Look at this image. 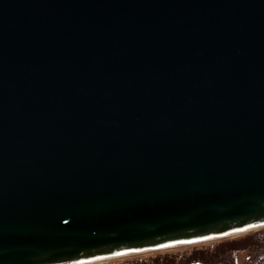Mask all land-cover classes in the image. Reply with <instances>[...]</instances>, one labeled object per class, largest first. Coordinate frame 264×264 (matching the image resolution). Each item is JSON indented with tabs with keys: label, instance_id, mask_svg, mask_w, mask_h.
<instances>
[{
	"label": "water",
	"instance_id": "95a60500",
	"mask_svg": "<svg viewBox=\"0 0 264 264\" xmlns=\"http://www.w3.org/2000/svg\"><path fill=\"white\" fill-rule=\"evenodd\" d=\"M259 226L264 0H0V264Z\"/></svg>",
	"mask_w": 264,
	"mask_h": 264
},
{
	"label": "rangeland",
	"instance_id": "374dc122",
	"mask_svg": "<svg viewBox=\"0 0 264 264\" xmlns=\"http://www.w3.org/2000/svg\"><path fill=\"white\" fill-rule=\"evenodd\" d=\"M263 229L264 226H261L254 228L251 231L230 235L223 238L206 240L200 243L183 244V245H178L156 251L121 255L116 258H108V259L103 258L102 260H95L94 262H89L86 264H137V263L157 264V263H163L164 261L165 263L168 264H187L191 260H193L191 259L192 256L197 257L199 256L200 252H209V255L214 250L219 252L221 249H223V246L220 245L232 239H235L236 241L235 248L239 249L230 252V256L232 257L234 264H256L258 256L256 253V249L252 245L253 243L247 248L245 247L244 249H242L246 242L245 241L243 243L242 240H244L243 239L244 237L246 236L249 237L250 235H252V233ZM241 246L243 247L241 248ZM231 247H234V244Z\"/></svg>",
	"mask_w": 264,
	"mask_h": 264
},
{
	"label": "trees",
	"instance_id": "16d2710c",
	"mask_svg": "<svg viewBox=\"0 0 264 264\" xmlns=\"http://www.w3.org/2000/svg\"><path fill=\"white\" fill-rule=\"evenodd\" d=\"M247 237L248 236L243 238L244 240H242V242L243 243L245 241L246 242L244 244V247L241 246V248L242 247H243L242 249H244L245 247L247 248L253 243L252 245L256 249V253L258 256L256 264H264V229L254 232L248 238ZM233 244H234V247H231ZM235 244H236L235 239L226 241L220 245V246H223V249H221L219 252L214 250L210 255H209V252H200L199 256L197 257L192 256L191 259L193 260H191L187 264H234V261L232 257L230 256V252L234 250H239L235 248ZM137 264H145V263H137ZM157 264H168V263H165L164 261L163 263H157Z\"/></svg>",
	"mask_w": 264,
	"mask_h": 264
},
{
	"label": "snow or ice",
	"instance_id": "6c2138e0",
	"mask_svg": "<svg viewBox=\"0 0 264 264\" xmlns=\"http://www.w3.org/2000/svg\"><path fill=\"white\" fill-rule=\"evenodd\" d=\"M250 227H255V225H252ZM249 229H238L237 231H240V232H244V231H248ZM225 235H231L230 233H226ZM215 237H204L202 238L201 241H177L176 243L178 244H193V243H200V242H203V240H210V239H214ZM171 245H161V247H170ZM133 252H137V251H143V249H133L132 250ZM127 253H117L116 255H125Z\"/></svg>",
	"mask_w": 264,
	"mask_h": 264
},
{
	"label": "bare ground",
	"instance_id": "6f19581e",
	"mask_svg": "<svg viewBox=\"0 0 264 264\" xmlns=\"http://www.w3.org/2000/svg\"><path fill=\"white\" fill-rule=\"evenodd\" d=\"M259 227H261V226H259ZM257 228V227H256ZM116 257H118V256H116ZM116 257H109V258H116ZM106 259H108V258H106ZM98 260H102V259H98ZM95 260H93V261H87V262H82V263H78V264H86V263H89V262H94Z\"/></svg>",
	"mask_w": 264,
	"mask_h": 264
}]
</instances>
